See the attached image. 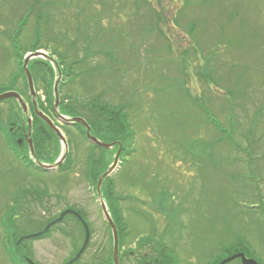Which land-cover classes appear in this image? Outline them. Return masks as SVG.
I'll return each mask as SVG.
<instances>
[{
	"label": "rangeland",
	"instance_id": "374dc122",
	"mask_svg": "<svg viewBox=\"0 0 264 264\" xmlns=\"http://www.w3.org/2000/svg\"><path fill=\"white\" fill-rule=\"evenodd\" d=\"M188 1L0 0V94L17 92L29 104L18 62L37 47L63 73L61 101L123 106L132 152L119 153L101 190L105 201L111 183L118 197L120 264L162 246L158 257L165 263L218 264L217 256L228 257L235 245L264 264V0ZM1 32L19 40L15 54L3 49ZM59 54L66 56L63 64ZM41 63L46 80L48 61ZM51 70L54 83L59 75ZM35 78L41 97L42 81ZM9 112L19 126L23 116L14 99L0 101V125L8 127ZM54 121L70 154L67 171L26 167L6 158L0 143V264H9L2 249L5 209L28 188H46L47 197L14 219L13 243L62 211L79 210L91 235L72 264H111V233L85 171L102 152L107 170L118 148L103 151L79 129ZM82 242L81 227L65 216L46 237L24 245L36 264H65Z\"/></svg>",
	"mask_w": 264,
	"mask_h": 264
},
{
	"label": "trees",
	"instance_id": "16d2710c",
	"mask_svg": "<svg viewBox=\"0 0 264 264\" xmlns=\"http://www.w3.org/2000/svg\"><path fill=\"white\" fill-rule=\"evenodd\" d=\"M38 1L39 0H34L33 5L38 3ZM41 7L42 5L38 8L37 15L39 16H40L39 11L41 10ZM155 16L156 18H158L157 15ZM34 49H38V48L35 47ZM26 52L27 51H25L24 53ZM59 57H60L59 59L61 63L63 64V60H65L66 56L59 54ZM19 64L21 66L22 61L19 62ZM72 64L73 63H70L69 66H71ZM70 69L71 68L68 67V72L64 74L65 77L70 74ZM43 70L44 69L42 68V63H40L39 61H33L31 63L30 72H31L33 79H36L35 78L36 76L37 78L40 77V80L42 81V85H43L44 100L41 101L39 98L38 107L46 115H50L52 111L51 108L53 105V98H54L53 97V86H52L53 85V81H52L53 74H52V70L50 66L47 65L46 74L48 75V78H47L48 80L47 79L45 80L44 77H42ZM21 73L24 76L22 70H21ZM23 80H24V87L26 88V92H27L28 89H27L26 82H25V76L23 77ZM48 81H50L51 84H48L49 83ZM122 107L123 106L114 108V107H109L106 104L105 105L99 104L97 102H91L89 104H77L76 101L73 100L72 102L60 101L59 111L61 114L68 116V117H74L77 114L83 115V118L86 120V122L90 126L91 132L94 136H96L97 138H101V137L106 138L108 139L109 142H120L122 144L121 155L126 157L132 152L131 144H132L133 132L131 131V128H130V122H129L128 115L125 112H123ZM31 116L33 118L32 119V130H33L34 137L37 136L36 132L38 130H41V129L48 130V127L38 117H36L33 114V112H31ZM21 123L22 121L20 122V124ZM232 124H233L232 122L229 123V126L231 128H232ZM213 125L215 126L216 129L219 128L216 122H213ZM61 127L63 128L65 126H61ZM74 127L76 129H79L80 133L83 136H85L84 129L81 126L74 124ZM50 138L51 137L49 136L46 137L47 139L46 145L44 144L41 145L40 143L38 145V142H37L35 143V146L37 145L36 150L40 149L41 151L47 148L46 150L47 155L45 156L46 157L45 160H49L52 162L58 156L59 146L58 144H55V143L54 145H52L50 142ZM51 149H53V151L51 152V155H50ZM102 150L105 151L104 149ZM104 155L105 153L102 152V154L98 158L90 160L86 168V171H85L86 178L90 181L91 185L94 188H96V184H97V180L99 176L106 170V168H104L105 167L104 166V157H105ZM69 162H70V154L67 156L65 162L63 163L61 167L62 171H67L70 169ZM108 180L109 178L104 179V181L102 182V189L104 187V182H108ZM103 195H104V199H106L105 201L107 204L108 211L116 225L117 231L119 232V227H123L124 225L122 221V213L117 205L118 197H115L113 195V188H112L111 183L104 189ZM77 212L85 220L84 213L79 210ZM68 216L72 217L79 224L84 234V231H83V228L80 222L74 216L72 215H68ZM118 240H119V247H120L122 245V241H120V239ZM79 248L77 249V251L79 250ZM161 249L162 247H155V254L153 256L143 255L142 257L135 259L134 261L135 264H177L176 261L172 263H165L163 259H160V257H158L156 253H159V250ZM237 250L243 251L247 256H251V254L244 247L237 246V245L232 246L230 248L229 253L231 254L233 252H236ZM110 262L112 264L111 254H110Z\"/></svg>",
	"mask_w": 264,
	"mask_h": 264
},
{
	"label": "flooded vegetation",
	"instance_id": "af4514ba",
	"mask_svg": "<svg viewBox=\"0 0 264 264\" xmlns=\"http://www.w3.org/2000/svg\"><path fill=\"white\" fill-rule=\"evenodd\" d=\"M2 34V39H1V45L3 46V49L6 51L10 50L13 54H15V51L13 52V49L16 50V44L17 47L19 46V40L14 36L13 33H5L1 32ZM39 49H33L31 52H35ZM38 60L41 63L40 58H34L31 59L30 64L33 61ZM50 118L51 115H49ZM11 113L6 115V121L8 123L7 128H3L1 125L0 127V143H1V148H3V151L1 149L2 154L6 158H11L12 160H17L20 163H22L24 166L33 168L37 171L40 172H47L45 169L41 168L40 166H37L33 162V158L31 156L30 152V147L27 144V141L30 139L33 150H34V155L35 157L42 163V164H53V162H50L49 160L46 159V150H36L35 143L38 142L41 145H46L47 144V139L46 137H51V133L48 130L41 129L38 130L37 136L34 137L33 131H31L30 135L28 134V129L26 127V122L25 120L18 126L15 123L11 122ZM39 136V137H38ZM38 137V138H37ZM57 138L51 137L50 142L52 145L56 142ZM53 149L50 150V155ZM58 172V169L56 170ZM55 171V172H56ZM46 189V188H45ZM44 188H41L39 191L38 190H33L32 188H28L27 192H22L19 193L17 192L16 194H13V196L10 198V206L5 209V220L1 221L3 222H8L10 225L12 224L13 227V221L14 219L17 218L18 216H24L25 213L30 211L32 202L37 201L36 199H41L43 200L44 197H47V193L45 192ZM9 230H11L9 228ZM4 243V242H3ZM8 247H2L4 254L6 256V259L8 260L9 264H29L28 260H30L29 256L27 255V246L26 245H19L15 244L14 246L10 245L8 242H6ZM235 253H243L246 258H252L254 259L258 264L256 258L254 257H249L246 256V254L240 250H237L236 252H233L232 254ZM158 259V258H157ZM206 264H211L210 262ZM219 264V262H218ZM234 264H241L240 258H236L234 260Z\"/></svg>",
	"mask_w": 264,
	"mask_h": 264
},
{
	"label": "water",
	"instance_id": "95a60500",
	"mask_svg": "<svg viewBox=\"0 0 264 264\" xmlns=\"http://www.w3.org/2000/svg\"><path fill=\"white\" fill-rule=\"evenodd\" d=\"M36 57H41V58H44V59H48V57L44 53H42V52H34V53H31V54H28V55L25 56L24 62H23V65H22V69L24 71V75L26 77V82H27V85H28L29 94L31 96V105H32V108H33V112L59 138V140H60V142H61V144H62V146L64 148V151L59 156V158L56 161V163L51 164V165H45V164H42L41 162H39V160L34 156V151H33L32 143H31L30 139L27 141V143H28V145L30 147V152H31V154H32V156L34 158L35 164L37 166H40L41 168L45 169L46 171H52V170H56L58 168V166L61 165L64 162V160H65V158L67 156V153H68V148H67L66 140H65L63 134L61 133V131L59 130V128L53 123V121L51 119H49L47 116H45L37 108L36 92H35V89H34V86H33V81H32V77H31L30 71L28 69V62L30 61V59L36 58ZM53 88H54V103H53V106H52V111L55 114V116L58 119V121L61 124H78V125H80L85 130V136H86V139L88 140L89 143H91V144H93V145H95L97 147L106 149V150L111 149L113 144L112 143H110V144L104 143V142L100 141L99 139H97L95 136H93L91 134V131H90V126L87 124V122L84 119H82L80 117H71V118L70 117H66V116L62 115L58 111L59 96H58V90H57V83L54 84ZM10 98L16 100L17 103L19 104V106L21 107L22 114L26 118L28 134L30 135L32 120L28 116V113H27L28 107H27V105L22 101L21 97L16 92H11L10 91V92H4V93L0 94V101L5 100V99H10ZM118 146H119V149H120V144L119 143H118ZM119 153H120V150H118L117 154L115 155L111 166L98 178L97 187H96V197H97V201L99 203L100 209H101V213L103 215L104 220L108 224V226L110 228V231H111V234H112V239H113V249H112L113 264H119L117 229H116V226H115V223H114L113 219L111 218L110 213L107 210V207H106L104 201L102 200L101 193H100V188H101V184H102L103 179L106 176H109L112 173V171L114 170V168L116 167L117 162H118ZM67 214L74 215L79 220V222L81 223V225H82V227L84 229V240H83L82 246H81L80 250L78 251V253L76 254V256L74 257V259L72 261L77 260L80 257V255L83 253L84 249L86 248V246L88 244V241H89L90 234H89V229H88V226H87L86 222L84 221V219L76 211L65 210L64 212H62L60 214V216L55 221H53L50 224H48L44 228L43 231H41L39 233H36L34 235L26 236L25 239H30L32 237H38V236L46 233L48 231V229L52 225L61 222L62 219L64 218V216L67 215ZM237 257H239L241 259V263L242 264H258L253 259L246 258L242 253L234 254V255L224 259L220 264L228 263V262L232 261L233 259H235ZM30 264H33V263L30 262Z\"/></svg>",
	"mask_w": 264,
	"mask_h": 264
}]
</instances>
